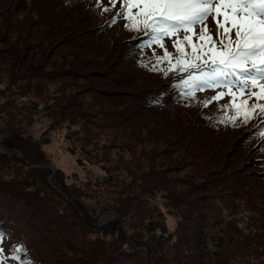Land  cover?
Returning a JSON list of instances; mask_svg holds the SVG:
<instances>
[{
	"label": "rangeland",
	"instance_id": "obj_1",
	"mask_svg": "<svg viewBox=\"0 0 264 264\" xmlns=\"http://www.w3.org/2000/svg\"><path fill=\"white\" fill-rule=\"evenodd\" d=\"M53 1L0 0V180L7 189L4 199L0 198V215H6L7 209L13 213V222L7 227L12 235L0 242V249H3L0 264H105L110 259L114 260L113 264H264V152L254 147V158L244 164L246 156L240 155L239 150L243 149L237 147L244 136H253L260 143L264 142V116L253 115L259 112V108L251 107L264 104V98H261L264 92L257 86L242 93L235 80L231 88L220 83L215 88L202 87L185 92L191 93L189 96L193 100L183 99V102L189 103L187 107H195V112L189 116L191 123L199 120L196 117V111L200 109L198 100L210 101L218 93H222V97L207 104L212 113L220 111L236 115L239 112V119H244L245 114L249 118L240 131H235L232 140H229L231 135L222 141H204L200 137L205 134L195 135L192 137L195 143L188 144V148L186 144L181 145V152L174 149L173 161L166 162L167 153L163 149L169 144L166 140L159 142L157 135L165 136L167 132H153L154 128L158 130L155 123L178 126L175 117L183 115L187 107H169L160 97L147 98L132 87L126 89L129 92L126 102L114 108L108 103L106 94L92 91L83 94L75 91V96L64 97L67 102L71 101L66 106L63 105L65 102L55 99L57 94H67L65 91L69 89H79L67 84L70 79L60 76L59 69L66 68L67 76L73 77L74 61L86 62L89 56L79 51L82 43L78 40L73 46L55 45V53L62 56L51 52V59H46L52 45L68 34V30L61 26L53 35L36 36L31 24L40 22L37 19L44 14H50L43 11L44 8L56 14L53 11L56 4H50ZM71 1L79 3L75 11L87 21L86 26L90 21L95 42L98 35L100 39L112 30L111 35L122 41L125 47L124 42L130 37L143 31L150 32L142 23L136 28L126 27L131 21L119 15L122 4L104 11L97 0ZM102 2L107 6L109 0ZM10 3L23 10L13 15L9 10L13 7ZM142 7H132L131 13L136 14ZM218 19L222 21L223 17ZM66 23L68 19H64L62 25ZM208 26L213 39H219L211 17ZM4 33L13 35L17 42L15 46L6 41L9 37L6 38ZM232 36L235 39L234 31ZM40 40L46 46L35 45ZM83 40L87 41V38L83 37ZM178 40L183 41L181 33L163 37L160 43L164 47L154 42L151 50L159 53L177 48L174 42ZM192 44L199 46L204 41L193 36ZM180 47H189L192 52L187 41H183ZM208 47L211 44L203 49L197 47L196 55H203L204 60ZM70 53L74 55L69 56ZM58 57L61 59L57 60ZM91 57L93 63L102 60L94 53ZM198 61L207 71V67ZM180 74V70H176L168 75ZM126 76L128 72H122L117 78ZM144 77L150 78L146 74L140 75L135 88L157 85L156 82L142 81ZM178 84L169 80L168 92L176 93ZM43 85H46L48 94L40 90ZM230 91L234 97L228 95ZM249 91L258 95L249 96ZM118 97L116 93L110 101L115 102ZM72 100L79 103L72 107ZM49 103L54 106L52 110L47 106ZM125 106L128 107L123 115L134 111L137 114L121 123L118 121L123 118L120 109ZM57 109L61 110L54 112ZM83 109L90 114L78 115ZM96 113L103 115L102 121L130 130L117 135L107 130L102 132L95 126ZM188 114L189 111L182 121L187 120ZM214 135L222 133L207 132L209 137ZM170 138H174L172 133ZM13 145L21 148L11 147ZM216 149L217 155L213 157ZM146 152L150 155L147 162L142 156ZM186 152L189 159L193 157L198 174H203L205 167L226 163L221 173L207 171L210 174L207 179L220 178L209 187L189 185L186 199L191 202V211L185 219L187 205L183 207L174 197L184 191L185 185L176 181L156 186L154 182L157 178L170 179L180 175L196 178L197 175L190 170L194 167L192 162L186 168L188 172L178 171L175 166L168 167L176 162L182 163ZM140 162V168L132 171L131 167ZM128 173L135 178L133 186L123 191V195L119 194L115 191L117 185ZM165 189L171 191L167 194ZM130 191L134 192V199L129 203ZM8 193L13 196L8 197ZM152 205L157 206L158 216ZM15 207L22 210L12 209ZM121 213L124 214L122 223ZM149 213L154 219L164 218L165 229L149 232L148 228L140 227ZM113 221L120 222L122 227L116 229ZM140 231L143 234H138Z\"/></svg>",
	"mask_w": 264,
	"mask_h": 264
},
{
	"label": "trees",
	"instance_id": "obj_2",
	"mask_svg": "<svg viewBox=\"0 0 264 264\" xmlns=\"http://www.w3.org/2000/svg\"><path fill=\"white\" fill-rule=\"evenodd\" d=\"M53 3L56 4V8L53 10L54 12H56V14H52L50 9L44 8L43 11L48 12L50 14H44L42 18L37 19L40 22H37V23L35 22L31 24V27H33L36 30V36L42 35V34L53 35L54 32L60 29L61 26H63V28L68 30V34H64L65 36L60 41H57L55 44L52 45L51 50L48 51L47 53L46 59H51L50 57L51 52L55 53V50L53 49L55 45L57 44L65 45L66 44V45L73 46V45H77L78 40H79L78 43L80 44L82 43L79 48V51L89 56V59L86 62H81L79 59H76L74 61L75 68L71 70L73 77L67 76L66 73L68 72V70L66 68L59 69L58 73L61 74L60 76L65 77V78L68 77V79H70V81L67 84H73L75 87L79 89L78 90L69 89L68 91H65L67 92V94H63V95L57 94L55 99H60L61 101L65 102L63 105L66 106V105L71 104V101L67 102L66 100H64V97L75 96V93H76L75 91L80 92L82 94L88 93V92L90 93L92 91V92H97L100 94H106L108 96L107 98L108 103H111V105L114 108V106L122 105L124 102H126L127 100L126 95L129 94V92L126 91V89L132 87L137 92L140 91L138 93L139 95H143L147 98L160 97L163 100V103H166L167 106L169 107L175 108V107L181 106L180 107L181 109H183L184 107H187L189 103H184L183 99L185 100L192 99L191 98L192 96L190 97L189 94H184V93L191 92V90L195 88L190 87L189 84H186L184 82L187 81L189 79V76L191 75H195V76L200 75L199 68L195 66L188 67L189 64L199 65L197 63L195 56L191 52V49L188 50L189 47L184 48L183 53H181L180 51H177V48L169 49L167 52L171 53V55L165 57L164 50L160 51L159 53H154L153 50H151L150 47L152 46V43H153L152 34L151 32L146 33L145 31H143L142 33H139L138 35L136 34L135 36L130 37V39H128L127 42H124L126 45L125 47L123 46L122 41H119L115 36L111 35L112 30L109 33V35L101 36L100 39H99L100 36L98 35L97 37L98 40L95 42L94 33L90 31L92 29L90 28V21H88V26H86L87 21H84V19L79 14H77L75 11L76 5L79 3L76 4L72 2L71 0H64V1L55 0L50 4L55 6ZM10 4H11V7L12 6L13 7L9 8V10L13 13V15L19 12L20 9L23 10L21 6L17 7L15 6L16 4L14 5L13 3H10ZM61 5L66 6V7L63 8L61 7ZM67 6H69V8L65 12ZM64 19H68V23H66L65 25H62ZM96 29H99V27L97 26ZM5 35H3V37ZM36 36H33L34 39H36ZM7 37H9V39ZM16 37H18V34H16ZM83 37H86L87 41H84ZM6 38H7L6 41L9 42L10 45L12 46L16 45L17 42L14 41V37L12 34L6 35ZM35 45L46 46L44 45L43 40H40ZM30 47L31 45L27 46V48H30ZM39 52H44V51H39ZM93 53L95 54V57H99V56L102 57V60L99 62L93 63L92 57H91V54ZM56 55L62 56L59 54H56ZM73 55L74 53L69 54V56H73ZM160 57H164V58L158 60V58ZM56 59L59 60L61 58L58 57ZM123 60H125L126 62H124ZM178 60L181 61V63H178ZM181 67H184L186 70L181 71ZM176 70H180L181 74L172 76V77L168 75V74L175 72ZM122 72H128V76H126L125 78L118 79L117 75ZM143 74L150 76V78L144 77L142 81H145L148 83L156 82L157 85L135 88V81H137L138 77ZM169 80L179 83L178 84L179 86L176 87V90H175L176 93L168 92L166 85L169 82ZM45 87L46 85L41 86L40 90L48 94L49 92L45 90ZM116 93L119 94L118 99L115 102H111L110 97L114 96ZM72 101L74 102L72 104V107L76 106L79 103L77 100H72ZM206 102L207 100H205V98L203 100H198V103H199L198 106H200V109L196 111L197 113L196 117H199V120H196L195 122H192V123L189 122V116L193 112H195V109H194L195 107L188 106L184 114L187 111H189L190 114H188L187 120L185 122L182 121L184 114L175 117V120H177L178 122V126H174V125L171 126L167 122L161 123L158 121V123H155L158 130L154 128L153 132H159L161 130H165L167 132L165 136H162V134L160 133H159L160 135L159 134L157 135L159 137V142H165L166 140L169 144L167 145L166 148L163 149L167 153L165 156V158L167 159L166 162L173 161L172 157L176 156V153H175L176 151H174V149H177L178 152H181L183 150L181 145H185V144L188 148V144L191 145L194 142L192 140V137H194L195 135L199 136V135L205 134L204 136L200 137V139L204 141H222L225 138H227L228 135H231L229 137V140L230 139L232 140L233 139L232 137L235 131L236 130L240 131V127L241 126L244 127L246 125L245 119L243 118L239 119L240 117L239 112L236 113V115H228L220 111L219 113L214 114L211 112L210 107H208V105L205 106ZM80 105H85V104L83 102L82 103L80 102ZM47 106L51 110L54 107L53 105H51V103H49ZM91 106L93 105L91 104ZM127 107L128 106H125L120 109V112H121L120 116H122L123 118L118 121L121 123L125 122V120L131 117L133 114H137V112L134 111V112H130L129 114L123 115L122 113L123 111H126ZM162 109H167V107L162 108ZM58 110H61V109H57L54 112H57ZM115 110L116 109H113V111ZM76 113L78 114V112ZM88 114H90L89 111L83 109L81 111V114H78V115L85 116ZM102 119H103V115L100 113H96L95 115L96 125L95 126H96V129L101 128L102 132H104L103 130H107V131H111L108 133H113L114 135H117V134L123 133L127 129L130 130L129 127H126V128L118 127L116 123H110L107 120L102 121ZM239 121H242V123H239ZM181 127H183L184 130H182ZM207 132H214V133L218 132V133H222V135H217V136L214 135V136L209 137L207 136ZM171 133L174 135L173 139L170 138ZM184 134H186L185 136L186 139L184 137ZM250 134H255V133H250ZM255 135L261 136L257 134ZM259 143H260L259 139L253 136L251 137L244 136L242 138V143L241 142L238 143V146H237L238 149L240 147H242L243 149V150H239L240 152L239 154L242 155L243 157L246 156L245 160L243 161L244 164H247V163L249 164L251 157L254 158V155H255L254 150H253L254 147L257 150L259 149L262 152H264V142L260 144ZM11 147L21 148L19 145H13ZM217 149L214 150V153L212 154L213 157L217 155V152H215L217 151ZM262 152H259V153L262 154ZM159 153H162V150H160ZM25 156L28 157V155H25ZM142 156L146 159V162H147V158H149L150 155H149V152H146L142 154ZM191 162L193 163L194 167H191L190 170L193 174L197 175L196 178H191L190 176L184 177L183 175H180L179 177L170 178V179L157 178L154 182V185L156 186L163 185V184H173L176 181L182 182L185 185L184 191L178 192L177 195L174 196L177 198V201L182 204V206L187 205L186 209L184 210V214L186 216L185 219L187 218V214L191 211L189 209L191 202H189L186 199L187 192L190 190L189 185L194 186L196 188H202L204 186L209 187L210 183L216 182L220 178L216 179L215 177H213V178L207 179L208 176L210 175L209 173H207V171L213 170V171H218L219 173H221V171L224 170L225 163H226V162L222 163V166H220V164H215L213 165V167H205V172L203 174L202 173L198 174L197 166L194 163L193 157L189 159L187 152H186L185 158L183 159L182 163L176 162L175 164H171L168 167L172 168L173 166H175L178 169V171L183 169V171L185 170L186 172H188L186 168L189 167ZM141 164L142 163L140 162L132 166L131 170L134 171L135 169L140 168ZM170 171L173 172V170H170ZM123 176L124 178L121 180V182H119L115 190L117 193L122 194V195H123V191L130 190L132 188L134 180H135V178L132 179L129 173L128 175H123ZM1 182L2 181L0 180V198L3 200L5 193H6L5 192L6 187H4ZM164 191L166 192L167 190L165 189ZM169 191H167V194ZM133 194L134 192L132 191H130V194H128L129 203L134 199ZM11 195H12L11 193H8V197H11ZM183 200L185 201L184 204H183ZM152 207L155 208V211L157 210L156 215L158 216L159 210L157 209V206L152 205ZM19 208L20 207H15L12 209H19ZM75 210L77 211V209ZM5 212L7 216L0 215V233L3 234V238L6 241L8 239V236L12 235L11 231L9 230L7 231L8 229L7 227H9V225L12 224L13 222V213L11 214V210L9 211L8 209ZM149 214H147L143 218V222L141 223L140 227L148 228V230H150L149 232H153V230L157 228L165 229L164 218L163 220L162 219L159 220V218L154 219V216L152 214L150 215ZM3 216H6V217H3ZM123 216L124 214L122 213L121 215H119L121 223H122L121 217ZM191 217H193L192 212H191ZM180 219L181 218L179 217V220ZM115 227L116 229L117 228L119 229L122 226L120 222H115ZM138 234H143V233L140 231ZM231 237H234V234ZM135 242H138V241H135ZM113 262L114 260L110 259L105 264H113Z\"/></svg>",
	"mask_w": 264,
	"mask_h": 264
},
{
	"label": "snow or ice",
	"instance_id": "obj_3",
	"mask_svg": "<svg viewBox=\"0 0 264 264\" xmlns=\"http://www.w3.org/2000/svg\"><path fill=\"white\" fill-rule=\"evenodd\" d=\"M97 3L104 11L122 4L119 15L131 21L126 27L136 28L142 23L144 28L151 32L152 41L155 43H160L163 37L181 33L183 41H187L192 47L197 60L201 59L200 55H196L197 47L203 49L211 44L204 53L206 58L202 61L207 71H204L201 65H188L200 69L199 76L191 75L184 82L190 87L215 88L223 83L224 86L231 88L235 80L239 82L238 87L242 93L245 89L257 86L264 92V83H259L264 81V0H109L107 6L102 0H97ZM140 5L143 7L136 14L131 13L132 7ZM221 16L222 21L218 19ZM209 17L215 22L219 39H213L208 26ZM233 31L235 39L232 36ZM193 36L204 41V44L199 46L192 44ZM183 41L174 42L177 51L181 53L183 49L180 44ZM160 47L163 48L164 45L160 43ZM170 55L171 53L165 49V57ZM163 58L160 57L158 60ZM178 63L181 61L178 60ZM184 70L186 69L181 67V71ZM222 95L218 93L217 96H213L205 106ZM228 95L234 97L231 91ZM248 95L258 94L249 91ZM251 107L259 108V112H254L253 115L264 116V104H253ZM248 118L245 114V121ZM0 238H3L2 233Z\"/></svg>",
	"mask_w": 264,
	"mask_h": 264
}]
</instances>
